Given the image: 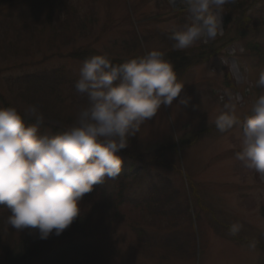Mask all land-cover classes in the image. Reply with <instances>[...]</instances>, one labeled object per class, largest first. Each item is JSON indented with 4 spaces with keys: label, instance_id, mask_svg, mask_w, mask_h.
Wrapping results in <instances>:
<instances>
[{
    "label": "rangeland",
    "instance_id": "374dc122",
    "mask_svg": "<svg viewBox=\"0 0 264 264\" xmlns=\"http://www.w3.org/2000/svg\"><path fill=\"white\" fill-rule=\"evenodd\" d=\"M44 1L0 5L6 39L13 41L24 22L34 32L23 31L21 53L0 56V94L15 103L5 80L17 75L63 77L61 91L47 90L38 99L66 118L70 133L99 137L98 145L86 136L69 141L90 182L82 198L94 192L93 184L100 190L80 202L85 229L70 226L74 215L66 214L61 227L59 221L44 224L42 231L51 226L57 239L31 264H264V0H241L232 11L229 0H57L63 21L68 6L77 16L67 19L76 21L67 31L33 19L35 3ZM186 16L192 23L185 24ZM172 36L185 44L173 45ZM204 43V60L174 74L166 88L133 85L76 54L150 59L179 47L197 61ZM73 85L90 88L97 101L89 108ZM17 108L40 116L26 102ZM102 154L110 158L105 176ZM165 189L176 196L168 215L161 214ZM22 216L29 224L40 218L24 210L9 234L18 241L27 232ZM10 228L4 223V232ZM0 264H9L1 247Z\"/></svg>",
    "mask_w": 264,
    "mask_h": 264
},
{
    "label": "trees",
    "instance_id": "16d2710c",
    "mask_svg": "<svg viewBox=\"0 0 264 264\" xmlns=\"http://www.w3.org/2000/svg\"><path fill=\"white\" fill-rule=\"evenodd\" d=\"M18 1L20 0H0V5H11ZM203 1L199 0V2ZM239 1L241 0H229V11L237 9V2ZM33 8V11H31L33 19L40 20L44 18V23H52L56 31H67L68 27L76 22L73 21L77 16L69 13V6L66 9L68 17H64H67L69 21L70 18L74 20L69 22L67 19L66 21L61 19L57 0L35 3ZM58 23L59 26L56 27ZM65 24L66 27L68 26L67 28H65ZM211 27V25L208 26L209 33L212 31ZM19 30V32L16 31L13 41L8 40L6 39V31L3 28V20L0 21V56H5L7 51H15L19 54L22 49H26L19 44L23 40L22 33L24 30L31 32L33 30L26 22L20 26ZM32 33L34 35V32ZM179 39H181L180 36H172L168 41L173 42V45L182 47V42L185 44L186 39L183 38L182 42ZM201 45L200 48L196 49L198 54L195 55L194 60L198 59L197 61L189 58L190 53L179 47H173L168 51L158 53L151 56L150 59L139 57L136 54L125 59L98 54L97 57H93V60H89L87 53L78 51L76 54H78L77 57L80 60L92 61L97 67L103 68L108 73L136 86L153 87L158 82L160 87L164 88L171 76L181 73L204 60V55L209 48L205 43ZM16 62L10 63V65ZM24 63H16L13 67L24 66ZM5 81L10 91H12L10 93H15V103L6 101V98L0 94V105H2L0 107V247L4 251L9 264H31L34 259L53 247L52 244H48L49 241L53 243L57 239L54 233L51 234V226L49 232H47L48 234L42 231L45 223L51 224L59 221L58 227H61V223L65 222L62 216L66 214V217L74 215L70 226L79 227L81 225L84 229L86 228V220L83 224L81 223L82 211L80 209L82 207L80 202H86L100 189H96L93 184L94 192H86L82 198L81 190L87 184L84 183L87 180L78 179L75 174L74 165L77 168L81 166L79 165L80 155L75 151V144L68 140L73 137L75 139L79 138L81 141L84 136H88L89 141L87 137L84 141L91 145H98L101 141L99 137L93 136L85 130H82L85 131L84 133L79 132L78 135L76 132L70 133L66 118L63 115L61 116V113L58 115L57 110L48 109V103L38 99V95L47 90H52V92L62 90L66 82L60 75L44 71L35 74L17 75L7 78ZM79 88L81 87L73 85L72 91L86 99L90 108L91 102L97 101L94 92ZM19 101L35 106L39 110L40 116L31 117L32 111L30 110L29 114L26 115L24 110L21 111L17 108ZM39 104L42 108L38 107ZM17 122H20L19 125L16 124ZM30 126H32V130L26 132V129H30ZM91 126L96 130L100 128L99 125L95 124ZM89 157L93 161L92 155H89ZM101 157L102 163L99 166V171L101 172L100 175L105 176L110 161H108V155L102 154ZM53 182H55L58 189H51L50 191L48 189L51 188V185H54ZM71 182H74L75 186ZM67 184H69L68 188L65 187ZM165 190H163L164 197H161L163 202L161 214L168 215V206L176 196L171 191ZM99 198H101V195ZM38 200H40V203ZM99 203L100 201L97 202V204ZM91 204H93V201H88V205ZM148 206H151V202L148 203ZM24 210L37 213L40 218L32 219L29 224L26 217H21L22 220L27 221L28 225L25 236L18 241L11 238L9 234L12 233L15 222ZM171 213L177 214L173 211ZM6 222L11 227L10 232H4L3 230ZM63 226L66 227L65 224ZM70 230L59 238L67 236Z\"/></svg>",
    "mask_w": 264,
    "mask_h": 264
}]
</instances>
